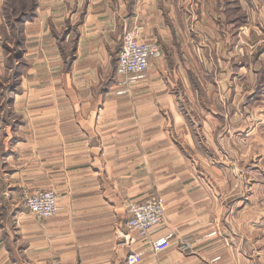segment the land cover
Here are the masks:
<instances>
[{
	"label": "crops",
	"instance_id": "crops-1",
	"mask_svg": "<svg viewBox=\"0 0 264 264\" xmlns=\"http://www.w3.org/2000/svg\"><path fill=\"white\" fill-rule=\"evenodd\" d=\"M37 4L24 23L22 81L10 106L18 114L25 105L30 110L8 117L0 98V264H127L131 248L143 252L139 264H210L222 242L229 245L221 248L228 264L236 253L230 230L210 235L213 218L206 227L199 222L198 206L206 201L198 166L182 157L197 154L199 140L182 100L188 88L199 89L194 71L222 75L218 87L230 92V29L246 24L233 13L247 12L249 4L263 13L264 0ZM134 27L142 41L160 44L163 55L145 77L124 84L118 56L126 30ZM201 29L208 34L203 39ZM37 188L53 190L60 207L43 223L11 205L23 189ZM152 193L164 198L165 217L149 237L173 234L158 252L137 233L132 245L120 235L127 231L128 205ZM226 212L222 221L231 225L236 218ZM199 238L195 250H180L183 241Z\"/></svg>",
	"mask_w": 264,
	"mask_h": 264
},
{
	"label": "rangeland",
	"instance_id": "rangeland-1",
	"mask_svg": "<svg viewBox=\"0 0 264 264\" xmlns=\"http://www.w3.org/2000/svg\"><path fill=\"white\" fill-rule=\"evenodd\" d=\"M38 2L0 0V51L7 54V59L0 61L3 64L0 65V68L3 66L0 69V98L5 102L3 107L7 111L6 115L11 118L24 115L30 110L25 105L21 108L24 113L18 114L10 106L14 101L15 89L22 81L20 68L24 64L18 61L26 43L24 23L32 18ZM247 7V12L233 13L245 17L246 24L242 28L230 29V92L226 93L218 87L223 80L222 75L208 76L202 71L199 74L194 71L196 76H193V80L199 89L191 91L188 88L182 100L192 119L191 131L198 135L199 140L197 154L191 155L189 151L188 155H182L188 159V163L198 166L200 199L206 201L198 206L199 222L206 227L208 217L213 218L208 227L216 230L210 235L218 232L222 233L218 235H227L230 230L236 253L228 264H264V12L257 11L250 4ZM29 12L31 15L26 16ZM216 32L218 30L213 29V33ZM206 34L205 30H199L201 39ZM234 40L237 46L233 44ZM16 62L18 69H15ZM154 66L157 67V64ZM236 70H240V74L235 73ZM24 98L27 100L28 94ZM215 134L220 135L222 142L213 136ZM38 189L48 190L23 189L11 205L16 211L30 214L43 223L55 214L46 218L39 217L25 205L27 196ZM154 194L152 197L160 196ZM210 195L211 202L208 200ZM234 200L242 203L241 207L233 204ZM226 211H230L236 218L231 225L224 223L225 219L222 221ZM241 211L244 214L242 220L237 216ZM22 225L26 229L28 224L24 221ZM7 226L9 235L14 234L12 221H8ZM200 240H185L180 250L189 253L195 250ZM228 246L222 242L221 251L214 253L210 264L229 261L225 250L221 249Z\"/></svg>",
	"mask_w": 264,
	"mask_h": 264
},
{
	"label": "built area",
	"instance_id": "built-area-1",
	"mask_svg": "<svg viewBox=\"0 0 264 264\" xmlns=\"http://www.w3.org/2000/svg\"><path fill=\"white\" fill-rule=\"evenodd\" d=\"M140 28L126 30L123 37V46L118 56L117 72L123 77L124 84L134 83L146 76L150 63L163 55L161 46L157 42H147L140 39ZM25 205L39 217H49L60 209L54 191L35 190L25 200ZM165 201L162 196L150 197L142 202H133L128 207L127 231L121 236L130 245L136 240L137 233L140 239L151 243L155 251H163L171 244L172 233L151 239L152 231L164 221ZM143 260V252L131 248L127 255V264H139Z\"/></svg>",
	"mask_w": 264,
	"mask_h": 264
},
{
	"label": "trees",
	"instance_id": "trees-1",
	"mask_svg": "<svg viewBox=\"0 0 264 264\" xmlns=\"http://www.w3.org/2000/svg\"><path fill=\"white\" fill-rule=\"evenodd\" d=\"M22 1L24 2V0H22ZM34 5H35V4H34ZM34 5H32V6L34 7ZM30 10H31V9H30ZM30 13H31V12H29V14H26V16H27V15H31Z\"/></svg>",
	"mask_w": 264,
	"mask_h": 264
}]
</instances>
